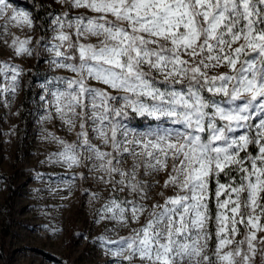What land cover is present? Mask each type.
Masks as SVG:
<instances>
[{"label": "snow or ice", "instance_id": "1", "mask_svg": "<svg viewBox=\"0 0 264 264\" xmlns=\"http://www.w3.org/2000/svg\"><path fill=\"white\" fill-rule=\"evenodd\" d=\"M55 2L41 24L0 0V20L42 33L13 35L14 56L73 74L40 85L73 137L48 132L41 163L72 170L69 191L92 181L108 264H264V0ZM23 74L0 61V94Z\"/></svg>", "mask_w": 264, "mask_h": 264}, {"label": "rangeland", "instance_id": "2", "mask_svg": "<svg viewBox=\"0 0 264 264\" xmlns=\"http://www.w3.org/2000/svg\"><path fill=\"white\" fill-rule=\"evenodd\" d=\"M10 3L32 13L34 4L47 12L66 10L55 0H10ZM71 14L76 15V10ZM45 18L47 21L48 17ZM42 21L39 22L44 24ZM4 24L0 20V61L23 67L24 74L15 96L0 94V264H26L27 254L31 252L40 260L30 259L28 264H77L72 251L74 244L79 243L84 255L94 259L92 264H108L111 258L94 243L102 225L92 224V205L89 196L83 193V188H88L92 181L76 180L69 191L65 185L73 171L41 163L58 150L55 143L45 139L48 132L66 139L73 137L61 129L58 121L43 120L46 105L39 98L43 94L40 85L46 77L73 74L50 68L45 62L48 53H42L39 58L14 56L9 47L13 35L23 38L27 34L35 43L42 33L39 29L29 32L11 26L5 31ZM37 174L42 178L38 179ZM164 178L163 175L159 178L161 183ZM92 190H96L95 186ZM69 195L72 200L64 205L67 200L59 198ZM42 204L51 206L41 208ZM56 229L59 231H53ZM21 241L28 242L30 248H25L26 244L16 245Z\"/></svg>", "mask_w": 264, "mask_h": 264}, {"label": "bare ground", "instance_id": "3", "mask_svg": "<svg viewBox=\"0 0 264 264\" xmlns=\"http://www.w3.org/2000/svg\"><path fill=\"white\" fill-rule=\"evenodd\" d=\"M66 197V198H65ZM56 200H58V197H54ZM44 200H47V199H44ZM59 200H67L66 203H64V205H67L68 204V200H72V196L69 195V196H63V197H60ZM47 206H51L50 204H42L41 205V208H44V207H47ZM45 226H47V224H45ZM39 242L41 243L42 240H39ZM26 244V245H25ZM16 245H25V248H30L29 246V243L28 242H25V241H21V243H17ZM79 244H74V247H73V251H72V257L75 258V260H78L77 264H92L94 259L92 257H86L83 253V249L82 247L79 246ZM79 246V248L77 247ZM46 253V252H44ZM27 258L28 260L26 261V264L29 263V260L32 259L33 261H36L38 262L40 260V257L34 253V252H31L29 254H27ZM109 259V258H108Z\"/></svg>", "mask_w": 264, "mask_h": 264}, {"label": "trees", "instance_id": "4", "mask_svg": "<svg viewBox=\"0 0 264 264\" xmlns=\"http://www.w3.org/2000/svg\"><path fill=\"white\" fill-rule=\"evenodd\" d=\"M32 9H33V13H34V15H36V16H38V17H40V20H43L44 19V21H42V23L44 22H46L45 21V13L47 12V10H45V9H42V7H40V5L38 4V5H36V4H34V6L32 7ZM137 123H139L138 121H137Z\"/></svg>", "mask_w": 264, "mask_h": 264}]
</instances>
